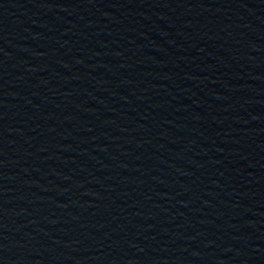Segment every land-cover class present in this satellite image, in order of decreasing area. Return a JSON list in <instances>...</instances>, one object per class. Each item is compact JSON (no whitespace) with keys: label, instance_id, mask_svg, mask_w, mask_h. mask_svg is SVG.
I'll return each mask as SVG.
<instances>
[{"label":"water","instance_id":"water-1","mask_svg":"<svg viewBox=\"0 0 264 264\" xmlns=\"http://www.w3.org/2000/svg\"><path fill=\"white\" fill-rule=\"evenodd\" d=\"M0 264H264V0H0Z\"/></svg>","mask_w":264,"mask_h":264}]
</instances>
